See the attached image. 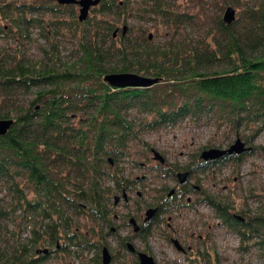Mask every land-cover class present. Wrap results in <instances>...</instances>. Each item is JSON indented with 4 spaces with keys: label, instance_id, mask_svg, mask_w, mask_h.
I'll return each instance as SVG.
<instances>
[{
    "label": "trees",
    "instance_id": "obj_1",
    "mask_svg": "<svg viewBox=\"0 0 264 264\" xmlns=\"http://www.w3.org/2000/svg\"><path fill=\"white\" fill-rule=\"evenodd\" d=\"M150 1L141 11L155 17L156 24L176 32L190 19V14L172 10L164 0ZM51 2L0 0V37L12 27L22 32V28L38 24L40 16L61 7ZM128 4L129 0H100L92 9L120 17ZM66 6L75 25L80 26L78 69L37 67L25 60L9 61L0 54V90L4 95L12 89H37L26 107L14 115L0 109V120L13 121L0 135V184L11 194L10 208L0 196V264H42L53 251L44 244L54 246L53 252L60 248L70 253L73 247L76 256L94 248L100 252L90 260L101 264L100 253L107 245L104 236L114 232L110 197L114 202L113 192L127 191L134 182L119 176L118 168L110 170L126 153L128 141L138 137L135 118L126 117L129 109L151 117L143 118L139 129L173 125L213 107L226 112L227 121L236 130L250 127L251 137L264 128V3L246 10L247 27L241 38L232 31L235 20L225 25L222 17H216L214 26L226 42L221 48L205 51L153 45L143 29L134 34L128 26L125 33L113 36L112 23L105 19L92 22L89 16L79 21L73 16L74 5ZM113 59L117 61L111 67ZM220 61L224 66L213 68ZM120 72L158 81L148 87L118 88L103 79L106 74ZM243 137L249 142V136ZM196 157L193 169L203 171L212 165ZM173 171L166 174L173 176ZM21 176L32 185L33 197L20 187L17 178ZM103 177L112 186L103 184ZM192 188L196 190L194 185ZM203 201L213 206L215 215L227 226L238 224L264 234V216L239 221L228 205L207 194ZM14 213L32 221L24 235L7 229ZM80 214L93 223L87 233L73 223V217ZM95 236L102 242H94ZM60 238L67 244L59 246ZM125 243L121 240V247L126 248Z\"/></svg>",
    "mask_w": 264,
    "mask_h": 264
},
{
    "label": "rangeland",
    "instance_id": "obj_2",
    "mask_svg": "<svg viewBox=\"0 0 264 264\" xmlns=\"http://www.w3.org/2000/svg\"><path fill=\"white\" fill-rule=\"evenodd\" d=\"M164 1L172 10L190 14L187 23L176 30L178 33L161 23L156 24L155 17H149V14L141 11L145 5L149 6L150 0H129L127 9L120 17L114 14L101 15L94 9L89 11L88 16L92 22L105 19L112 23L116 33L124 24L134 34L143 29L144 34H150L153 45L171 44L184 50L195 47L205 51L225 45L226 38L216 30L214 20L222 17L226 6L230 5L235 9V21L231 27L235 35L241 38L247 27L246 10L264 3V0ZM60 6L53 13L40 16L42 19L38 24L22 28V32L12 27L5 36L0 37V54L9 58V61L25 60L37 67L78 69L81 64V52L78 48L80 26L75 25L70 17L69 8L66 5ZM78 14V7L74 5L73 16L76 18ZM105 44L109 42L106 41ZM113 45H117V42ZM116 61L113 59L109 66L113 67ZM223 66L224 62L220 61L213 68L221 69ZM12 90L6 95L0 90V109L9 111L10 115L26 107L37 91L34 87ZM127 112V118H135L138 137L128 141L124 151L126 153L112 164L114 169L110 170L118 168L119 176L129 181L133 179L134 182L130 183V188L126 191V201L121 198L114 204L113 197H110L111 225L115 230L104 236L106 246L113 256L110 264H135L136 255L121 247V240L130 242L137 251L147 252L157 264H264V234L252 232L238 224L236 227L227 226L215 215L213 206L203 201L207 194L228 205L231 214L239 215L245 220L264 216V128L251 137L250 127L236 130L227 121L226 112L213 107L202 111L199 117L187 116L173 125L139 129V122L145 117H151L136 108ZM243 136H249L247 143L252 151L242 155L238 161L223 160L203 171L193 169V160H196L202 150L225 148L236 137L244 141ZM151 149L164 158L162 165L153 159ZM108 165L105 163L104 167L108 168ZM171 169H174V173L192 170L188 178L190 185L185 187L188 188L187 193L182 190L180 196L176 194L169 198V203H162L164 208L153 224L148 226V231L135 233L127 222L128 218L134 217L139 224L148 207L158 204L166 190L178 186L177 179L171 177L170 173L166 174ZM162 170H165L164 173ZM101 180L103 184L112 186L108 178L103 177ZM17 181L29 197L34 196L32 185L24 176L17 178ZM192 185L199 186L200 190H194ZM114 194L120 193L113 192ZM0 196L10 208L8 200L11 194L2 183ZM11 216L7 229H15V232H21L22 235L27 233L32 221L25 216L17 217L16 213ZM86 217L81 214L73 217V223L84 233L93 225ZM95 228L98 232L97 225ZM238 230L245 232V235H241ZM174 239L181 243L185 252L175 248ZM93 241L102 242L98 236L93 237ZM57 244L64 246L67 242L60 238ZM44 245L55 250L54 246ZM187 247H191L190 250ZM69 250L70 253H65L60 248L56 252L51 251L42 264H93L90 258L100 252L93 248L83 250L80 256H76L73 247Z\"/></svg>",
    "mask_w": 264,
    "mask_h": 264
},
{
    "label": "water",
    "instance_id": "obj_3",
    "mask_svg": "<svg viewBox=\"0 0 264 264\" xmlns=\"http://www.w3.org/2000/svg\"><path fill=\"white\" fill-rule=\"evenodd\" d=\"M58 4H78L79 9H78V19L80 21L84 20L88 14V10L91 6H95L99 0H55ZM235 20V9L228 5L225 7L223 14H222V22L225 25L231 24ZM116 29L113 32V36L116 34ZM126 31V26H122L121 33H125ZM150 38V34L148 35ZM104 81L107 82L110 86L112 87H118V88H123V87H148L151 86L155 83H157L158 78L154 77H148V76H143L140 74L136 73H131V72H120V73H109L104 75L103 77ZM12 120L11 119H1L0 120V135H3L7 132L8 128L12 125ZM248 150L247 147L244 146V143L240 140L239 137H236L234 142L227 148V149H219V148H209L205 149L200 153V158L204 161H209V160H215L223 156L224 154H240L244 151ZM154 158L159 160L161 163L164 161L162 156L155 150L152 151ZM186 172H181L178 173V181L180 184L185 182L186 179ZM171 193V192H170ZM123 197L126 198L125 194H123ZM117 196L115 197V202H117ZM156 212V208H149L146 210L145 215L146 219L150 218L154 215ZM129 223L132 224L133 230L137 231V224L133 218L129 219ZM173 243L175 244L176 248L178 250H183V248L179 245L177 240H174ZM127 248L129 251L134 252L135 248L133 245L129 242L126 244ZM44 252L47 250L44 249ZM136 256L138 259L139 264H156L154 258L147 254L146 252L143 251H138L136 252ZM111 260V256L109 254V251L107 247H102L101 250V261L102 264H108Z\"/></svg>",
    "mask_w": 264,
    "mask_h": 264
},
{
    "label": "flooded vegetation",
    "instance_id": "obj_4",
    "mask_svg": "<svg viewBox=\"0 0 264 264\" xmlns=\"http://www.w3.org/2000/svg\"><path fill=\"white\" fill-rule=\"evenodd\" d=\"M244 140V139H243ZM245 141V140H244ZM248 141H245L244 143H246L247 144V146H248V143H247ZM245 153H240V154H231V155H229V154H224L222 157H220V158H218V159H216V161H223V160H234V159H239V158H241L242 157V155H244ZM216 161H211L212 163H215ZM159 167H161V166H159ZM186 173H187V175H186V179H185V182L184 183H182V184H180V183H178V186L177 187H173V188H170L168 191L166 190L165 191V196H162V199L160 200V202L158 203V204H154L153 206L156 208V212L154 213V215L152 216V217H150V218H147L146 219V215L144 214V216H143V218H142V220H141V222L138 224L137 223V221H136V219L133 217V219L135 220V222H136V224H137V231H134V232H136V233H139L140 231L141 232H146V231H148V226H150L151 224H153V222L155 221V218L159 215V213L163 210V206H162V203H164V202H166V201H169V195L171 196H173L174 195V193H176V192H179L178 194H179V196H180V194H181V191L183 190V192H184V190L185 191H188V188H185L187 185H190V184H188V178H189V175L191 174V171L189 170V169H187V170H184ZM177 173H174V176H175V179L177 178L178 179V177H177ZM177 188V189H176ZM194 188L196 189V190H200V187L199 186H194ZM171 192V193H170ZM187 193V192H186ZM123 194H125V196H126V198H124L123 197ZM139 194V193H138ZM118 199H117V201L119 200V199H123V200H127L128 198H127V193H126V191H123L122 193H120V194H118V197H117ZM168 198V199H167ZM145 213V212H144ZM126 242V241H125ZM179 244L181 245V243L179 242ZM182 246V245H181ZM182 248L184 249V247L182 246ZM190 248L191 247H187V249L188 250H190Z\"/></svg>",
    "mask_w": 264,
    "mask_h": 264
},
{
    "label": "bare ground",
    "instance_id": "obj_5",
    "mask_svg": "<svg viewBox=\"0 0 264 264\" xmlns=\"http://www.w3.org/2000/svg\"><path fill=\"white\" fill-rule=\"evenodd\" d=\"M111 258H112V255H111Z\"/></svg>",
    "mask_w": 264,
    "mask_h": 264
}]
</instances>
